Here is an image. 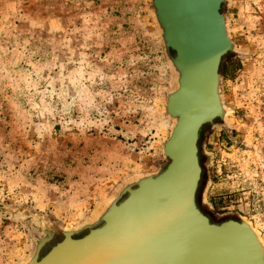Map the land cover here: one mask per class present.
Segmentation results:
<instances>
[{
  "label": "rangeland",
  "instance_id": "rangeland-1",
  "mask_svg": "<svg viewBox=\"0 0 264 264\" xmlns=\"http://www.w3.org/2000/svg\"><path fill=\"white\" fill-rule=\"evenodd\" d=\"M229 2V113L202 133L198 202L264 243V0ZM174 78L149 0H0V264H24L44 230L82 226L159 171Z\"/></svg>",
  "mask_w": 264,
  "mask_h": 264
},
{
  "label": "water",
  "instance_id": "water-1",
  "mask_svg": "<svg viewBox=\"0 0 264 264\" xmlns=\"http://www.w3.org/2000/svg\"><path fill=\"white\" fill-rule=\"evenodd\" d=\"M149 1L175 76L166 96L167 116L176 121L164 145L166 163L122 186L95 220L45 230L27 264H264L249 222L217 223L198 202L202 133L217 122L225 126L229 113L221 65L236 49L222 12L230 2Z\"/></svg>",
  "mask_w": 264,
  "mask_h": 264
},
{
  "label": "bare ground",
  "instance_id": "bare-ground-1",
  "mask_svg": "<svg viewBox=\"0 0 264 264\" xmlns=\"http://www.w3.org/2000/svg\"><path fill=\"white\" fill-rule=\"evenodd\" d=\"M222 12H223V8H222ZM166 106H167V101H166ZM228 116V115H227ZM171 120H172V122H173V124L175 125V119H172V118H170ZM174 125H173V127H174ZM163 152H164V149H163ZM111 201V200H110ZM110 203V202H109ZM108 203V204H109ZM107 204V205H108ZM107 205H105V206H103L100 210H98L96 213H95V215H94V217H93V219L92 220H95L96 218H97V216H100L104 211H105V208H106V206ZM249 224V223H248ZM250 225V224H249ZM251 226V225H250ZM252 227V226H251ZM253 228V227H252ZM66 230H72V229H66ZM253 231H254V233L256 234V236H257V238H258V240L260 241V243H261V246H262V248H263V250H264V243H263V241L261 240V238H260V236H259V234L255 231V228H253ZM43 232H45V230L43 231ZM30 260H31V256L29 257V259L24 263V264H27V263H29L30 262Z\"/></svg>",
  "mask_w": 264,
  "mask_h": 264
},
{
  "label": "trees",
  "instance_id": "trees-1",
  "mask_svg": "<svg viewBox=\"0 0 264 264\" xmlns=\"http://www.w3.org/2000/svg\"><path fill=\"white\" fill-rule=\"evenodd\" d=\"M225 59V58H224ZM224 59H223V61H224ZM221 67H222V65H221Z\"/></svg>",
  "mask_w": 264,
  "mask_h": 264
}]
</instances>
